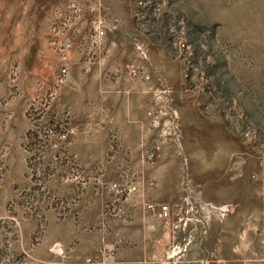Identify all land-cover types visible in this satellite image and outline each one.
I'll return each mask as SVG.
<instances>
[{"label": "rangeland", "instance_id": "obj_1", "mask_svg": "<svg viewBox=\"0 0 264 264\" xmlns=\"http://www.w3.org/2000/svg\"><path fill=\"white\" fill-rule=\"evenodd\" d=\"M212 222L264 233V0H0V264H232Z\"/></svg>", "mask_w": 264, "mask_h": 264}, {"label": "crops", "instance_id": "obj_2", "mask_svg": "<svg viewBox=\"0 0 264 264\" xmlns=\"http://www.w3.org/2000/svg\"><path fill=\"white\" fill-rule=\"evenodd\" d=\"M153 229L160 230L159 225L154 224ZM226 224H220L212 222L209 224L208 229L211 231L209 236L211 237V245L215 244V248L212 250L211 259L214 262H227L232 264H264V233H256L252 231L253 225L250 222L237 223L231 227V234L221 233ZM195 229V238L193 243L190 244L189 250L193 251L189 258L184 261L186 263L199 264L205 258L204 247L209 246V241L204 238V225L196 223L194 227L191 225L189 230ZM256 229V227H255ZM166 236H170V228H162ZM167 230V232H166ZM227 241V246L224 245L222 251L219 249V242L222 240ZM164 243H169V240L163 238ZM221 255H220V254ZM214 257V258H213ZM121 262L127 264H151L152 262L146 259L144 256L139 259H121ZM158 262V261H154Z\"/></svg>", "mask_w": 264, "mask_h": 264}, {"label": "built area", "instance_id": "obj_3", "mask_svg": "<svg viewBox=\"0 0 264 264\" xmlns=\"http://www.w3.org/2000/svg\"><path fill=\"white\" fill-rule=\"evenodd\" d=\"M68 44L69 43L67 41H64L62 43V46L67 47ZM62 73L63 74L66 73V68L62 69ZM147 208L151 210L157 208L162 218H169L171 216V207L168 203L161 202V203H158L157 205H155L154 203H148Z\"/></svg>", "mask_w": 264, "mask_h": 264}]
</instances>
